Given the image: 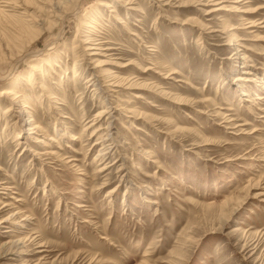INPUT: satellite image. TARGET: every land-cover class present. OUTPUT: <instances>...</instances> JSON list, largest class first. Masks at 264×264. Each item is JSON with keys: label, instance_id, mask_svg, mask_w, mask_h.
Segmentation results:
<instances>
[{"label": "rangeland", "instance_id": "rangeland-1", "mask_svg": "<svg viewBox=\"0 0 264 264\" xmlns=\"http://www.w3.org/2000/svg\"><path fill=\"white\" fill-rule=\"evenodd\" d=\"M211 1L0 3V264H264V0Z\"/></svg>", "mask_w": 264, "mask_h": 264}, {"label": "bare ground", "instance_id": "bare-ground-1", "mask_svg": "<svg viewBox=\"0 0 264 264\" xmlns=\"http://www.w3.org/2000/svg\"><path fill=\"white\" fill-rule=\"evenodd\" d=\"M158 1V0H157ZM202 1H204V0H202ZM245 0H238V1H235V2H233V3H236V4H238V3H240V2H244ZM212 3H209V2H206V4H200V3H198L197 5H202V6H204V7H212L211 9H209V10H204V12H203V15H212V14H215V13H219V12H239V13H242L243 15H249V14H251L252 12H247V11H245V10H243L242 12L240 11V10H238L237 9V7H230V9L227 7V6H225L224 5V3H228L227 1H221V0H213V1H211ZM0 3H2L3 4V8H8V7H10L9 5V3L7 2V0H5V1H3L2 0V2H0ZM246 3H248V2H245L244 4H246ZM4 4H6V5H4ZM160 4V3H159ZM189 5H191V4H187L186 2H181V4L178 6V7H180V8H185V7H188ZM12 6V5H11ZM104 6V5H103ZM2 7H0V12L1 13H3L4 15H5V13L7 12V11H5L4 9H1ZM259 9H261V8H259ZM24 10V9H23ZM33 9H32V11H31V13L29 12V9H28V11L27 10H25L23 13H21V18H22V24H23V28H29V26H32L33 24H35L36 23V21L37 22H39L38 21V19H36V17H35V14L33 13ZM6 17H8V16H6ZM194 18V17H193ZM191 18V19H189L187 22H185V23H183L182 25H187L189 22L190 23H193V24H195V26L196 27H199V26H201V27H203V25H200V23H199V21H196V18ZM246 21V20H245ZM94 24H95V22H94ZM249 25L247 26V28H254V27H256V24H254L253 22H249L248 23ZM258 24V23H257ZM25 26V27H24ZM191 26V25H190ZM89 27V26H88ZM90 28V27H89ZM200 28V27H199ZM226 28H228V27H226ZM92 29V28H91ZM234 28H232L230 31H232ZM246 29V28H245ZM235 30V29H234ZM229 31V32H230ZM17 33H19V32H17ZM94 33V32H93ZM92 35V34H91ZM13 37H16V36H13ZM231 37L233 38L234 36L233 35H231ZM232 38H231V40H232ZM85 44H86V51H87V53L86 54H88L87 55V57H89L88 59L91 61V63H95V65H94V68H99V72H98V74H97V72H94V77L96 78V77H98V75H99V78H97V80L96 81H98V79L99 80H104V83H106V85H105V87H107V88H109V90H110V92L111 91H113L112 89H110V88H113V89H115V88H122V89H135V90H140L141 88H139V87H142V86H147V85H145V84H139L138 82L136 83L135 81L134 82H131V83H129V82H127V83H125V80L124 79H120L119 78V76L115 73V71H113L112 70V68L111 69H108V68H103V67H105L104 65H106V63H104V62H98V60H95V61H93L97 56H99V57H105L107 60L109 59V57L111 56V55H106L105 56V54H106V52L107 51H109L110 49L109 48H103V43L101 42V41H99V43H97V42H95V41H93V40H90V41H86V42H84ZM106 43V42H105ZM84 51V50H83ZM82 51V52H83ZM108 63V62H107ZM113 64V63H112ZM115 65V64H114ZM32 67V66H31ZM31 69V68H30ZM101 69V70H100ZM93 70V69H92ZM246 75H247V73H246ZM248 75H252V74H248ZM101 80V81H102ZM89 81V80H88ZM235 82L236 81H242V83H243V80L242 79H240V78H237V79H235L234 80ZM245 81H247L248 82V80H244V82ZM100 82V81H99ZM102 83H103V81H102ZM103 83V84H104ZM98 84V83H97ZM95 86V85H94ZM100 86V85H99ZM151 87V86H150ZM11 93V92H10ZM163 93V92H162ZM166 94V93H165ZM4 95V94H3ZM165 96V95H164ZM111 97V96H110ZM16 99V98H15ZM14 99V100H15ZM173 100L175 101V100H177V101H182V100H179V99H177V98H174L173 97ZM177 101L175 102L176 104H178V105H182V103L181 104H179V103H177ZM133 116V115H132ZM135 116V115H134ZM138 116V115H137ZM138 119H140V118H138ZM136 128V127H135ZM139 131V130H138ZM207 144V143H206ZM36 244H39V243H36ZM38 247L39 248H43V247H45L44 245H38ZM40 253V252H39Z\"/></svg>", "mask_w": 264, "mask_h": 264}]
</instances>
